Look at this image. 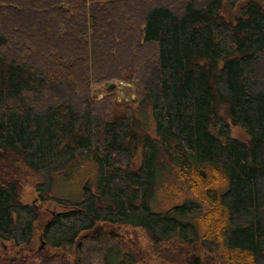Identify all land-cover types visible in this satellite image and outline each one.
<instances>
[{"label":"trees","instance_id":"obj_1","mask_svg":"<svg viewBox=\"0 0 264 264\" xmlns=\"http://www.w3.org/2000/svg\"><path fill=\"white\" fill-rule=\"evenodd\" d=\"M111 228L264 264V0H0V264H145Z\"/></svg>","mask_w":264,"mask_h":264},{"label":"rangeland","instance_id":"obj_2","mask_svg":"<svg viewBox=\"0 0 264 264\" xmlns=\"http://www.w3.org/2000/svg\"><path fill=\"white\" fill-rule=\"evenodd\" d=\"M224 14L225 17L229 19L234 15V12L225 8ZM112 85L113 87L111 89L93 88V96L100 99L105 96L107 91H112L117 102H130L133 100L134 88L132 85L118 82H114ZM141 123L144 125L147 132L153 135V125L148 115L142 114ZM232 137L242 141L246 140L245 135L239 128L232 129ZM137 160L140 161L139 156ZM88 167V162H83L80 170L75 171L76 174H74L73 177L71 176L69 179L56 181L52 187V194L59 199L70 201L79 200L85 180L87 176L89 177L91 174V169L89 170ZM90 178L92 177L90 176ZM168 180L171 179L169 178ZM41 181V179L32 176L27 178L21 189V201L23 203L31 204L37 200L38 197L37 192L34 189V185L36 183H41ZM158 196H156V199L151 202V208L154 211H162L164 204L169 203V199L166 197V194L162 193L160 195L159 192ZM180 200L175 203L178 204ZM43 210L45 213L43 222L48 220L53 214L64 211L63 208L50 201L43 204ZM112 230L119 233L118 236L122 239V244L126 245V251L131 254L138 253V257H142L143 263L145 264H159V260L162 261L161 264H195L196 260H198L200 264H227V256L218 255L214 251H208L202 246L192 247L183 244L181 245L180 241L176 239L170 242H165L163 245H153L139 229L120 228ZM39 237L40 233H37L32 243V247L34 249H37L40 246ZM72 259L73 257L71 260ZM146 260H150L152 262H148ZM138 264H141V262Z\"/></svg>","mask_w":264,"mask_h":264},{"label":"water","instance_id":"obj_3","mask_svg":"<svg viewBox=\"0 0 264 264\" xmlns=\"http://www.w3.org/2000/svg\"><path fill=\"white\" fill-rule=\"evenodd\" d=\"M112 87H113V85L111 86V88H112ZM44 226H45V225H42V226L38 227V230H42V229L44 228ZM100 230H101V228H96V229L94 230V233H98ZM78 243H79V241H76L75 250H77Z\"/></svg>","mask_w":264,"mask_h":264}]
</instances>
